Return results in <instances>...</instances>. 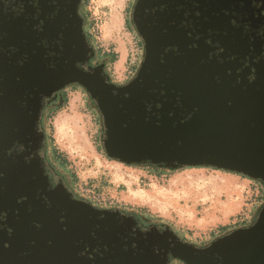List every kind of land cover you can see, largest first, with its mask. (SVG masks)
Returning <instances> with one entry per match:
<instances>
[{"label": "water", "instance_id": "obj_1", "mask_svg": "<svg viewBox=\"0 0 264 264\" xmlns=\"http://www.w3.org/2000/svg\"><path fill=\"white\" fill-rule=\"evenodd\" d=\"M81 3L0 0V264H264V202L249 225L195 245L52 184L40 154L47 109L76 86L107 158L223 170L264 193V0H134L142 57L121 85Z\"/></svg>", "mask_w": 264, "mask_h": 264}, {"label": "rangeland", "instance_id": "obj_2", "mask_svg": "<svg viewBox=\"0 0 264 264\" xmlns=\"http://www.w3.org/2000/svg\"><path fill=\"white\" fill-rule=\"evenodd\" d=\"M133 3L87 0L81 13L96 52L117 54L111 64L108 57L99 60H107L106 71L118 85L135 74L142 57L141 42L128 22ZM63 96L66 103L54 107L56 111L44 125L53 140L52 144L47 141L49 151L53 159V147L65 155L67 163L61 167L70 190L95 207L139 211L187 241L204 245L223 233L221 227L229 231L249 225L263 204L261 184L239 174L207 167L158 170L107 158L100 143L99 116L84 91L69 87ZM60 117L62 138L58 141Z\"/></svg>", "mask_w": 264, "mask_h": 264}, {"label": "flooded vegetation", "instance_id": "obj_3", "mask_svg": "<svg viewBox=\"0 0 264 264\" xmlns=\"http://www.w3.org/2000/svg\"><path fill=\"white\" fill-rule=\"evenodd\" d=\"M82 3H83V0H82ZM82 3H81L80 8H79L80 15H81L82 10H83L82 9ZM261 14L264 17V11H262ZM128 22L130 23V19L128 20ZM261 34H262V32H261ZM262 50L264 51V43L262 45ZM98 59H99V57H98ZM63 91L61 93V97H62V102L61 103H63V99H64ZM57 103H58V100L56 101L55 104H57ZM53 108L54 107H50V108L47 109V111H49V109L51 110ZM44 133H45V142H44V145H43L42 149L40 150V154L42 155V160L44 162L45 171H46V173H47V175L49 177V180L54 185H57V184H61L62 185V184H64L70 189V187H69L70 180H69V178L67 177L66 174L62 173V167H61L62 162L60 160L56 159V157H55V159L52 158V156L50 154V151H49V146H48V143H47V141H48L47 140V134H46V132H44ZM120 211H122L123 213H125L127 215L133 216L135 218V220H136V227H138L141 230H148L150 227H155V228H158V229H164V228H166L168 226V225L160 223V221H154V220H152L151 218L147 217L144 214H139V213H136V212L135 213L126 212V211L121 210V209H120ZM181 238L186 240L183 237H181ZM173 263H179V262L172 260L171 264H173ZM179 264H181V263H179Z\"/></svg>", "mask_w": 264, "mask_h": 264}, {"label": "trees", "instance_id": "obj_4", "mask_svg": "<svg viewBox=\"0 0 264 264\" xmlns=\"http://www.w3.org/2000/svg\"><path fill=\"white\" fill-rule=\"evenodd\" d=\"M87 0H83V3H82V9L85 7V2H86ZM85 33H86V36L88 37V38H91V36H90V34H89V32H88V30H85ZM97 55H98V57H100V58H104V57H108V59H109V64H111V63H113V62H115L116 60H117V54L115 53V52H113V51H110V52H108V53H105V52H103V55L102 54H99L98 53V51H97ZM136 68V67H135ZM66 103V101L63 103V104H65ZM56 111V109H49V111H47V114H46V120H48L50 117H51V115L53 114V112H55ZM47 140L52 144V142H53V140H52V138H51V136L50 135H47ZM53 152H54V156L56 157V159H58V160H60L63 164L64 163H67V160H66V157H65V155L62 153V152H59L58 151V149H56V147H53ZM121 210H124V209H121ZM125 211V210H124ZM133 213H139V214H142L141 212H139V211H132ZM148 217V216H147ZM228 229L226 228V227H221L220 228V231L221 232H223V233H225L226 231H227Z\"/></svg>", "mask_w": 264, "mask_h": 264}, {"label": "crops", "instance_id": "obj_5", "mask_svg": "<svg viewBox=\"0 0 264 264\" xmlns=\"http://www.w3.org/2000/svg\"><path fill=\"white\" fill-rule=\"evenodd\" d=\"M72 100L74 101V99H72ZM74 104H75V101L74 102L71 101V105L73 106ZM60 118H62V117H60ZM58 128H60V125L56 122V131H57L56 138L58 141H60V139L62 138V134H60V132L58 131Z\"/></svg>", "mask_w": 264, "mask_h": 264}, {"label": "bare ground", "instance_id": "obj_6", "mask_svg": "<svg viewBox=\"0 0 264 264\" xmlns=\"http://www.w3.org/2000/svg\"><path fill=\"white\" fill-rule=\"evenodd\" d=\"M57 123L60 125V128H62V118L58 119V120H57ZM60 128H59V129H60Z\"/></svg>", "mask_w": 264, "mask_h": 264}]
</instances>
